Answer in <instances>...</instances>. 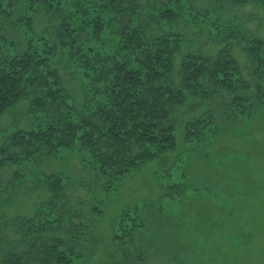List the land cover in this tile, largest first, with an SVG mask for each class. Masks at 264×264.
I'll return each instance as SVG.
<instances>
[{
	"label": "trees",
	"instance_id": "obj_1",
	"mask_svg": "<svg viewBox=\"0 0 264 264\" xmlns=\"http://www.w3.org/2000/svg\"><path fill=\"white\" fill-rule=\"evenodd\" d=\"M246 5L264 8V0H0V118L27 100L31 121L29 129L3 138L0 171L13 168L11 186L35 179L48 197L31 217L13 221L23 251L2 253L0 264H89L85 243L94 232L100 235L91 218L102 213L88 207L89 200L73 203L69 189L112 193L136 170L175 151L173 117L190 98L205 102L206 111L183 125L186 143L200 144L217 134L211 110L216 99L220 118L230 123L248 121L262 108L264 40L242 32L236 20L218 17L227 7ZM37 14L51 23L40 36L33 34ZM181 22L206 27L219 45L245 42L253 78L245 79L229 52L182 51ZM7 27L26 43L17 48L18 41L6 37ZM62 65L80 83L83 98L76 104L58 71ZM62 153L79 157L92 184L58 171L39 172V164ZM179 183L170 172L161 183L163 197L183 203ZM136 212L126 208L111 221L112 244L121 258L107 264H133L141 256L138 243L148 231ZM219 218L216 226L224 223ZM175 257L164 262L195 264L188 256Z\"/></svg>",
	"mask_w": 264,
	"mask_h": 264
},
{
	"label": "rangeland",
	"instance_id": "obj_2",
	"mask_svg": "<svg viewBox=\"0 0 264 264\" xmlns=\"http://www.w3.org/2000/svg\"><path fill=\"white\" fill-rule=\"evenodd\" d=\"M135 1L138 4L147 2ZM218 17L223 21L234 19L242 32L264 40L263 7H227ZM50 24L48 18L37 14L33 34L40 36ZM177 31L184 38L182 51L209 56L222 50L229 52L239 63L245 79L253 78V68L243 51L245 42L219 45L211 40L210 30L195 23L181 22ZM5 32L9 41H18L17 48L26 43L18 32L13 33L8 27ZM174 66L177 81L180 78L179 60ZM58 71L73 104L78 103L83 98L79 81L73 79L64 65ZM216 100L211 110L215 115L217 134L212 140L200 144L184 141L183 125L206 111L205 102L190 98L183 107L175 110L173 117L175 151L148 162L112 193L80 187L68 190V199L73 203L89 200L88 207L95 205L102 213L93 218L88 216L103 240L94 232L85 243L90 249L89 264H107L110 258H121L112 244L110 225L126 208L136 209L148 231L139 240L138 246L143 251L133 264H166L164 260L174 256L176 260L182 257L184 261L188 256L187 260H193L195 264H264V105L248 121L230 123L220 118L221 104L219 99ZM28 107V101L22 100L0 118V145L9 133L30 128ZM41 165L39 172L43 174L58 171L77 183L92 184L91 173L83 169L75 154L62 153L54 162L44 161ZM13 172V168L0 171V259L2 253L23 251L13 221L17 217H31L35 208L48 198L35 179L32 182L25 178L20 184L8 185ZM170 172L173 180L183 184L181 204L175 198L167 200L162 195L161 183ZM35 175L39 177L38 173ZM242 204L243 209H240ZM221 216L224 223L218 225L223 227L217 229L215 223ZM93 235L98 242L93 240Z\"/></svg>",
	"mask_w": 264,
	"mask_h": 264
}]
</instances>
